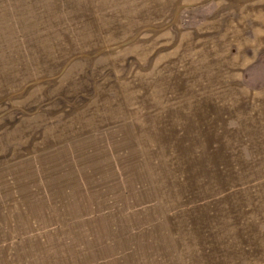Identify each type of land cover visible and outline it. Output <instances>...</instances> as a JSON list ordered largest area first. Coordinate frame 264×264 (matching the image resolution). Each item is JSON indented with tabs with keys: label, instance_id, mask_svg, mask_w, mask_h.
Returning a JSON list of instances; mask_svg holds the SVG:
<instances>
[{
	"label": "rangeland",
	"instance_id": "rangeland-1",
	"mask_svg": "<svg viewBox=\"0 0 264 264\" xmlns=\"http://www.w3.org/2000/svg\"><path fill=\"white\" fill-rule=\"evenodd\" d=\"M0 264H264V0H0Z\"/></svg>",
	"mask_w": 264,
	"mask_h": 264
}]
</instances>
